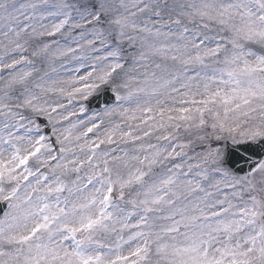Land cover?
<instances>
[{"label": "snow or ice", "instance_id": "1", "mask_svg": "<svg viewBox=\"0 0 264 264\" xmlns=\"http://www.w3.org/2000/svg\"><path fill=\"white\" fill-rule=\"evenodd\" d=\"M0 264H264V0H0Z\"/></svg>", "mask_w": 264, "mask_h": 264}]
</instances>
